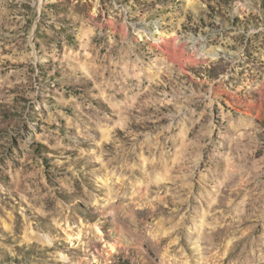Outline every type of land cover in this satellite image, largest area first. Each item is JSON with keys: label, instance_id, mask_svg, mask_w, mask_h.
Segmentation results:
<instances>
[{"label": "rangeland", "instance_id": "obj_1", "mask_svg": "<svg viewBox=\"0 0 264 264\" xmlns=\"http://www.w3.org/2000/svg\"><path fill=\"white\" fill-rule=\"evenodd\" d=\"M0 264H264V0H0Z\"/></svg>", "mask_w": 264, "mask_h": 264}]
</instances>
